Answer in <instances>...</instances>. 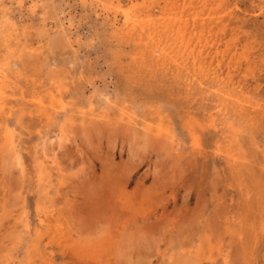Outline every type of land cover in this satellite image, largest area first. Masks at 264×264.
<instances>
[{"label": "rangeland", "instance_id": "obj_1", "mask_svg": "<svg viewBox=\"0 0 264 264\" xmlns=\"http://www.w3.org/2000/svg\"><path fill=\"white\" fill-rule=\"evenodd\" d=\"M0 264H264V0H0Z\"/></svg>", "mask_w": 264, "mask_h": 264}, {"label": "bare ground", "instance_id": "obj_2", "mask_svg": "<svg viewBox=\"0 0 264 264\" xmlns=\"http://www.w3.org/2000/svg\"><path fill=\"white\" fill-rule=\"evenodd\" d=\"M136 19V18H135ZM6 78V77H5ZM4 82V81H3Z\"/></svg>", "mask_w": 264, "mask_h": 264}]
</instances>
